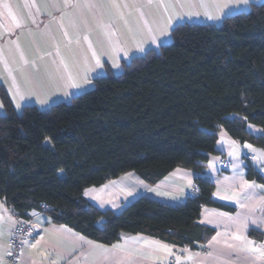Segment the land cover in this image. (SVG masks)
<instances>
[{"label":"trees","instance_id":"trees-1","mask_svg":"<svg viewBox=\"0 0 264 264\" xmlns=\"http://www.w3.org/2000/svg\"><path fill=\"white\" fill-rule=\"evenodd\" d=\"M0 198L20 220L43 212L105 244L143 233L199 248L211 230L197 220L213 181L197 174L199 196L171 205L140 195L120 212L101 210L83 192L124 173L150 184L177 167L200 173L217 152L219 131L264 147V1L218 24L183 22L158 50L106 68L93 86L46 108L18 112L0 86ZM247 176L264 183L249 159Z\"/></svg>","mask_w":264,"mask_h":264},{"label":"crops","instance_id":"crops-1","mask_svg":"<svg viewBox=\"0 0 264 264\" xmlns=\"http://www.w3.org/2000/svg\"><path fill=\"white\" fill-rule=\"evenodd\" d=\"M43 1L47 4V10L53 7L51 0ZM60 1V11L64 14L60 28L63 41L60 46L72 48L64 56H54L55 61L50 65L40 64L39 67L44 70H36L39 68L36 62L27 59V40L22 37L17 40L16 37L32 15L44 13V10L39 9L44 2L0 0V86L10 99L12 87L26 84L32 88L31 81L38 76V71L51 77L52 73L62 71L68 63L76 69L80 68L79 61H86L90 80L87 88L93 85L94 77L104 73V68L98 67L96 61L104 59L106 62L109 55L103 52L104 56L98 57V41H94L86 32L89 39L85 37L79 27L85 22L91 23L89 20H93L92 16L85 15L81 0ZM14 5L23 9L26 23L22 18L13 16ZM54 10L57 11V8ZM16 22H20L21 26L16 27ZM123 29L124 33L128 32V28L123 26ZM106 37L111 39L110 33ZM52 38H57V35ZM84 49L86 57L80 52ZM122 62L127 63L124 58ZM51 66L54 68L51 69ZM82 90H72V96ZM60 100L67 98L56 101ZM31 103L38 106L34 100L26 102ZM1 106L0 102V113H3ZM247 127L254 134H264L259 126L249 123ZM216 149L217 152L209 156L200 173L177 167L156 183L150 184L136 173L128 172L83 192V196L97 208L118 213L140 195L171 205L182 204L186 200V191L194 188L195 176H208L214 183L213 199L228 208L202 207L197 221L208 227L211 233L199 248L177 246L143 233H121L117 241L105 244L66 224L53 222L46 213L36 212L31 219L39 223L40 232L25 242L23 257L18 264H264V256L251 251L253 248L264 251V187H260L264 183L254 177L249 178L246 169L247 159L251 155V165L264 176V147L239 142L221 129ZM223 160L229 162L228 167H222L220 162ZM18 220L5 199L0 198V264H14L7 258V239ZM237 236L241 239H236ZM249 241L252 243L249 244Z\"/></svg>","mask_w":264,"mask_h":264},{"label":"rangeland","instance_id":"rangeland-1","mask_svg":"<svg viewBox=\"0 0 264 264\" xmlns=\"http://www.w3.org/2000/svg\"><path fill=\"white\" fill-rule=\"evenodd\" d=\"M37 1L39 3L41 1L44 2L43 0H35V3ZM51 1L53 3L51 9L47 10V4L44 2L42 7H39L40 10H44V13L32 15L28 23H26L27 17L23 13V9L15 5L13 8V16L22 18L27 24L26 27L19 29L18 37L16 38L21 40L22 37L27 40V59L28 61L36 62L37 67L40 64L43 66L50 65L55 61L53 59L54 56H57V58L59 55L64 56L72 48V46L68 45L60 46V42L63 41V38L60 37V28L64 14L60 11L61 1ZM263 1L249 0L246 5L241 0H163L162 3L154 0L152 4H149L148 0H81L84 10H86L85 15H88V17L92 16L93 20H89L91 23L85 22L79 27L85 37L89 39L88 34H85L86 32L90 34L94 41H98L96 44L97 48L100 49L98 57L102 58L104 56L103 52L109 55V57H106V62L104 59L99 61L104 68V73H106V68L118 73L123 68V58L128 63L133 56L142 55L149 48L158 50L160 45L170 41L171 29L176 24L183 22L218 24L224 16L238 11H247L251 4ZM223 2H228L229 7L223 9V11H218V5ZM55 8H57V11L54 10ZM188 13H199V15L189 16L187 15ZM205 13L212 16L219 15V19H210L209 15ZM177 14L182 15L183 19H176ZM170 17H172V23L171 27L168 28V35L160 36V29L164 28ZM123 26L128 28L127 33H124ZM108 33H110L111 39L106 37ZM54 35H57V38L51 39ZM85 51L86 49L80 52L86 57ZM89 56L92 55L89 54ZM78 64L80 68L76 69L70 63H68V66L63 64L65 68L57 73H52L51 77L50 75H48L49 77L46 76L44 72L38 71V76H35L31 81L32 88H29L26 84H21V87H12L11 100L15 109L20 112L29 100H34L38 106L46 108L52 103L58 102L56 101L57 99L67 98V100L60 101L70 100L72 90L80 91L85 88L82 90L83 92L91 88L93 85L87 88L90 80L86 61L81 60ZM53 68L51 66V69ZM36 70L44 69L39 67ZM69 74H71L72 80L69 79ZM73 82L80 86L72 87L71 84ZM21 96L23 99H21ZM42 101L46 102L42 103ZM0 102L4 113L5 107L1 98ZM17 104L20 106L17 107Z\"/></svg>","mask_w":264,"mask_h":264},{"label":"built area","instance_id":"built-area-1","mask_svg":"<svg viewBox=\"0 0 264 264\" xmlns=\"http://www.w3.org/2000/svg\"><path fill=\"white\" fill-rule=\"evenodd\" d=\"M252 160L251 155L248 158ZM222 167H228L229 162L223 160L220 162ZM199 196L196 189H188L186 198ZM40 225L35 220H18L11 230L10 236L7 239V258L14 264H18L24 253V244L29 238H34L40 232Z\"/></svg>","mask_w":264,"mask_h":264},{"label":"snow or ice","instance_id":"snow-or-ice-1","mask_svg":"<svg viewBox=\"0 0 264 264\" xmlns=\"http://www.w3.org/2000/svg\"><path fill=\"white\" fill-rule=\"evenodd\" d=\"M153 2H154V0H148V3H149V4H152ZM158 2H161V3H162L163 0H158ZM241 2L247 5V4L249 3V0H241ZM228 7H229V3H228V2L220 3V4L218 5V11H223V9L228 8ZM205 14H206V15H209V18H210V19H219V15L212 16V15H210V14H208V13H205ZM187 15H189V16H191V15H199V13H188ZM175 18H176V19H183V16L180 15V14H177ZM13 19H14V21H15V17H13ZM171 23H172V17L169 18V21H168V23L164 26V28L160 29V36L168 35V28L171 27ZM20 26H21L20 22H16V27H20ZM93 55L95 56V53H93ZM96 63H97V66H98V67H102V65H100L98 59H97ZM69 79H70V80L73 79L72 76H71V74H69ZM71 86H72V87H79L80 85L77 84V83H75V82H73V83L71 84ZM21 99H23L22 96H21ZM45 102H46V101H42V103H45ZM19 106H20V105L17 104V107H19ZM248 147H250V146H248ZM260 187H264V186H260ZM236 239H241V237L237 236ZM248 243L251 244L252 242L249 241ZM113 247H116V246L114 245ZM165 250H166V251H170V250H168V249H165ZM251 251L258 252L259 255L264 256V251H260V249H258V248H253V249H251ZM189 259H191V257H189Z\"/></svg>","mask_w":264,"mask_h":264}]
</instances>
